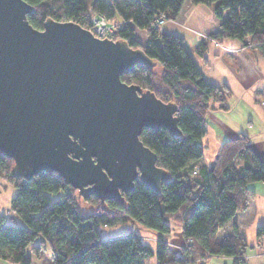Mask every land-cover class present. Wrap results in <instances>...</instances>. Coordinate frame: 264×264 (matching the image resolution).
I'll return each instance as SVG.
<instances>
[{
	"label": "trees",
	"instance_id": "obj_1",
	"mask_svg": "<svg viewBox=\"0 0 264 264\" xmlns=\"http://www.w3.org/2000/svg\"><path fill=\"white\" fill-rule=\"evenodd\" d=\"M35 8L29 22L39 30L48 18L74 22L92 30L94 16L115 25V39L142 49L157 65L136 66L121 76L123 82L154 92L162 101L178 107L181 136L167 130L145 128L141 141L157 154L158 165L170 178L156 193L145 184L123 194L124 203L81 198L57 173H41L31 180L12 174L14 161L0 157V179L17 193L11 202L13 216L0 220V259L32 264L29 255L41 258L48 247L51 264H194L198 259L231 257L245 264V241L235 232L218 239L237 212L245 210L253 191L264 182V158L240 135L225 141L211 169L195 167L204 153L205 116L209 102L223 103L224 87L208 83L184 41L161 30L159 20H175L187 0H24ZM214 6L218 29L196 47L203 55L210 41L237 39L264 52V0H188ZM147 34L141 43L136 31ZM160 67V68H158ZM224 107V106H221ZM133 221L157 234L154 245L136 232L105 237L101 228ZM173 225L181 228L185 245L177 255L166 241ZM258 237H264L259 229ZM38 242V243H37ZM192 256V257H191Z\"/></svg>",
	"mask_w": 264,
	"mask_h": 264
},
{
	"label": "water",
	"instance_id": "obj_2",
	"mask_svg": "<svg viewBox=\"0 0 264 264\" xmlns=\"http://www.w3.org/2000/svg\"><path fill=\"white\" fill-rule=\"evenodd\" d=\"M24 0H0V157L27 180L57 173L81 198L124 203L170 178L141 141L145 128L181 136L178 107L121 76L157 63L127 41L100 39L74 22L42 30Z\"/></svg>",
	"mask_w": 264,
	"mask_h": 264
},
{
	"label": "crops",
	"instance_id": "obj_3",
	"mask_svg": "<svg viewBox=\"0 0 264 264\" xmlns=\"http://www.w3.org/2000/svg\"><path fill=\"white\" fill-rule=\"evenodd\" d=\"M219 19L212 6L193 4L186 1L175 20H164L162 31L175 35L184 41L193 56L204 79L213 85L224 87L226 99L220 103L214 99L209 102L205 116L206 134L201 140L203 157L195 162V167L211 169L215 164L223 143L229 139L245 135L251 147L264 158V52L255 47L250 39L246 44L237 39H226L219 43L210 41L203 55L196 47L203 37L218 29ZM137 39L145 44L147 34L136 32ZM224 106V107H221ZM253 191L248 207L236 213L233 220L221 229L218 239L232 235L235 230L245 241V264H264V237H258L259 229H264V182L250 185ZM17 190L0 179V220L13 216L11 202ZM174 229V228H173ZM111 230V229H110ZM106 231L107 236H117V230ZM179 243L175 252L185 245L181 228H175ZM174 231L168 235L173 236ZM29 255H32L29 251ZM192 257V256H191ZM157 264L155 258L149 261ZM231 257L200 258L194 264H233ZM0 264H13L0 259Z\"/></svg>",
	"mask_w": 264,
	"mask_h": 264
},
{
	"label": "rangeland",
	"instance_id": "obj_4",
	"mask_svg": "<svg viewBox=\"0 0 264 264\" xmlns=\"http://www.w3.org/2000/svg\"><path fill=\"white\" fill-rule=\"evenodd\" d=\"M213 10H214V6H213ZM110 24L114 27V31H115V25L113 23H110ZM92 27H93V25H92ZM90 31H92V30H90ZM158 68H160V67H158ZM175 228L179 229V231H180V226L173 225V227H172V231H174L173 236H171V237L167 236L166 237V241L175 250L178 251V249H176V244L175 243H179V240L177 238V236L179 235V233L177 231L175 232ZM107 230L109 231L110 228L109 227H103V228H101V233H102V235L104 237H105V234H106L105 231H107ZM111 230L112 231L117 230V232H116L117 234H119V233L120 234H127L129 232H136V233H138L141 236V238L145 242L150 243L151 245H154L156 243V240H157V234L155 232L150 231L148 229H145L144 227H141L140 225H138L137 223H135L133 221H128L126 223H119V224L116 225V227L112 228ZM180 249H181V247L179 248V252H180ZM30 256L32 258V264H51V260H50V258H51V252H50V249L48 247L45 249V251H43V255H42L41 258H37L34 254L33 255H30ZM148 264H150V263H148Z\"/></svg>",
	"mask_w": 264,
	"mask_h": 264
},
{
	"label": "built area",
	"instance_id": "obj_5",
	"mask_svg": "<svg viewBox=\"0 0 264 264\" xmlns=\"http://www.w3.org/2000/svg\"><path fill=\"white\" fill-rule=\"evenodd\" d=\"M165 18L159 20V24L164 22ZM92 31L100 39H115L114 27L102 16H94L92 19Z\"/></svg>",
	"mask_w": 264,
	"mask_h": 264
}]
</instances>
